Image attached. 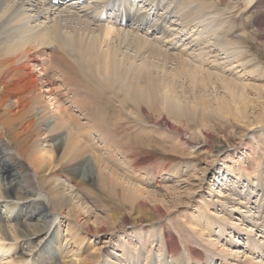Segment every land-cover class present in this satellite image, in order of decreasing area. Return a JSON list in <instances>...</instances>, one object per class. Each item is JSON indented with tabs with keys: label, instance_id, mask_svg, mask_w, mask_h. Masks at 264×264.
<instances>
[{
	"label": "bare ground",
	"instance_id": "obj_1",
	"mask_svg": "<svg viewBox=\"0 0 264 264\" xmlns=\"http://www.w3.org/2000/svg\"><path fill=\"white\" fill-rule=\"evenodd\" d=\"M263 2L0 0V264H264Z\"/></svg>",
	"mask_w": 264,
	"mask_h": 264
},
{
	"label": "rangeland",
	"instance_id": "obj_2",
	"mask_svg": "<svg viewBox=\"0 0 264 264\" xmlns=\"http://www.w3.org/2000/svg\"><path fill=\"white\" fill-rule=\"evenodd\" d=\"M262 4H260V6L256 10H254L253 13H249V14L245 15L244 18H249L250 17L249 19H251L252 17L257 16V15L261 16V18L262 17L264 18V4L263 5ZM241 21H244V26L245 27H250L252 25L251 20L246 21L245 19H241L240 18L239 19V22H241ZM261 31H262V35H263L260 38L261 40L260 39H257L256 41L250 40V43H252V45H251V47H252V53H254L255 56H256V54L258 55L257 60L259 59L258 60L259 61V67L262 68V69H264V27L262 28ZM260 76L261 77H264V75H260ZM240 130L241 129H239V128L236 129V133L232 132L231 129H229V128L225 129L224 131H219V130L217 131V130H215L214 135H215L216 138H218L217 139V141L219 140L218 143L222 142V139H221L222 136L225 137V138H229L233 142H237L238 139H237V137H236L235 134H237L238 132H240ZM230 131H231V133H230ZM154 136H156V135H154ZM139 143L142 144V148H141L142 153H145V154H149V155H153L154 156V160L156 161L155 164H160V163L161 164H165V163H168V159H170L171 161H174V162H177L179 160H182L180 157H178L177 155L173 154L169 150L168 146H166V145L164 146V144H163L164 142H162V141L160 142L158 140L157 141L154 140L152 143H146V142H143V141L141 142V139H140L139 140ZM209 159L210 158L204 159L203 161L199 162V165L205 166L206 165V161H208ZM96 194L100 198L104 199L106 201V203H108V205L112 207V209L115 208V210H120V209L122 210V206L123 205L121 206L120 203L116 201V199L114 200V199H112V197L104 196V195H107V194H104L103 195L100 192H96ZM233 235H236L235 236V239H239L240 238L238 234H233ZM234 248H236V247H234ZM244 250L247 251V249H244Z\"/></svg>",
	"mask_w": 264,
	"mask_h": 264
}]
</instances>
